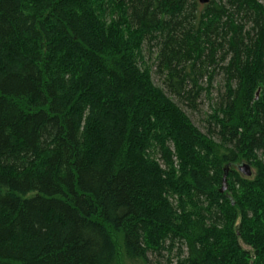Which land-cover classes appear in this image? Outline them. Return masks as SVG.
<instances>
[{"label":"trees","instance_id":"trees-1","mask_svg":"<svg viewBox=\"0 0 264 264\" xmlns=\"http://www.w3.org/2000/svg\"><path fill=\"white\" fill-rule=\"evenodd\" d=\"M119 239L264 264V0H0V264H116Z\"/></svg>","mask_w":264,"mask_h":264},{"label":"rangeland","instance_id":"rangeland-1","mask_svg":"<svg viewBox=\"0 0 264 264\" xmlns=\"http://www.w3.org/2000/svg\"><path fill=\"white\" fill-rule=\"evenodd\" d=\"M144 55L146 57L147 63L149 67H153L152 71H153V80L154 83L159 86V87H163L162 85V79L160 76H158L157 74H155L156 68L154 66L155 64V58H156V51L153 49L151 54L150 51L145 48L144 50ZM222 81V77L217 76L216 78V83H215V88L219 87V84ZM218 93H215V90L213 91V96L216 100ZM212 101V102H215ZM174 101L176 102V100L174 99ZM211 101H209V99H206L205 97H203V99H201V101H199V110L196 112H193L192 110H189L186 106H182L180 105L183 110L190 116V118L193 120V122L204 132L206 133V129H205V123H204V119L207 116V114H210L211 110H210V105L212 103ZM213 104V103H212ZM234 171H238L236 169H234ZM252 172V170H251ZM255 172V170H253V173ZM238 173V172H237ZM119 252L117 255V259H116V264H144L142 261L138 260V259H134V258H130L127 256L124 248H123V242L121 239H119ZM245 249L250 250L248 247L243 246Z\"/></svg>","mask_w":264,"mask_h":264},{"label":"water","instance_id":"water-1","mask_svg":"<svg viewBox=\"0 0 264 264\" xmlns=\"http://www.w3.org/2000/svg\"><path fill=\"white\" fill-rule=\"evenodd\" d=\"M208 2H209V0H200V3L202 5H205ZM238 168L246 177H250L252 175L251 168L248 165L243 164V165L239 166ZM226 190H227V187H226V178H225L224 179V187L222 189V192H225Z\"/></svg>","mask_w":264,"mask_h":264}]
</instances>
